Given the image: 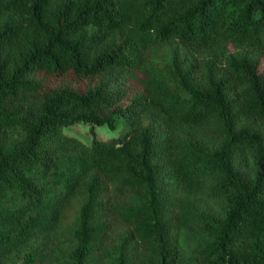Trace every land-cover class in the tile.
<instances>
[{"label":"trees","instance_id":"16d2710c","mask_svg":"<svg viewBox=\"0 0 264 264\" xmlns=\"http://www.w3.org/2000/svg\"><path fill=\"white\" fill-rule=\"evenodd\" d=\"M0 264H264V0H0Z\"/></svg>","mask_w":264,"mask_h":264},{"label":"rangeland","instance_id":"374dc122","mask_svg":"<svg viewBox=\"0 0 264 264\" xmlns=\"http://www.w3.org/2000/svg\"><path fill=\"white\" fill-rule=\"evenodd\" d=\"M127 128L128 124L126 120L124 118H118L116 120L115 129H109L108 127H99L97 128L96 132L100 137L106 139L121 135ZM64 132L66 134H72L74 136H77L86 143H90V141L92 140V137L89 132V126L87 124H79L65 127Z\"/></svg>","mask_w":264,"mask_h":264}]
</instances>
